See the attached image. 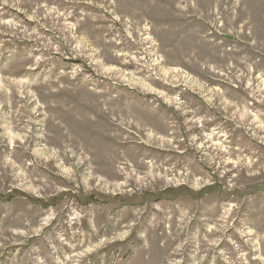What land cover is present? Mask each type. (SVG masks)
<instances>
[{
	"label": "rangeland",
	"instance_id": "obj_1",
	"mask_svg": "<svg viewBox=\"0 0 264 264\" xmlns=\"http://www.w3.org/2000/svg\"><path fill=\"white\" fill-rule=\"evenodd\" d=\"M0 264H264V0H0Z\"/></svg>",
	"mask_w": 264,
	"mask_h": 264
}]
</instances>
